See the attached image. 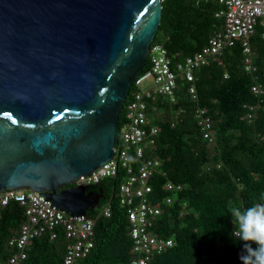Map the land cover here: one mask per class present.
<instances>
[{
  "label": "trees",
  "instance_id": "16d2710c",
  "mask_svg": "<svg viewBox=\"0 0 264 264\" xmlns=\"http://www.w3.org/2000/svg\"><path fill=\"white\" fill-rule=\"evenodd\" d=\"M220 9L217 0H163L152 44H162L173 64L181 62L222 28L223 20L215 17ZM250 44L255 77L264 89L263 26L255 27ZM241 65L240 46L227 48L218 60L194 71L196 102L181 80L177 81L175 104L163 98L148 102V116L159 134L146 156L160 162L150 179L149 198L163 211L153 230L158 237L173 241L150 264H244L245 256L248 264L252 262L246 245H256L233 237L239 223L232 209L243 211L264 204V94L253 95L252 77ZM148 68L146 59L143 71ZM249 107H257L251 122L244 119ZM196 108H205L214 122L213 143L202 138L194 119ZM123 115L124 107L117 122L116 146ZM126 176L119 168L114 178L87 187L94 193L102 191L103 197L98 208L86 211V217L95 222L94 247L80 264H128L131 259L127 214L117 197ZM167 182L180 185L181 190L166 191ZM168 197L172 203L165 206ZM106 204L109 217L101 214ZM23 220V209L17 203L0 209V264L9 255L6 240L16 234ZM65 245L61 232L54 240L48 235L34 239L23 264H63Z\"/></svg>",
  "mask_w": 264,
  "mask_h": 264
},
{
  "label": "water",
  "instance_id": "95a60500",
  "mask_svg": "<svg viewBox=\"0 0 264 264\" xmlns=\"http://www.w3.org/2000/svg\"><path fill=\"white\" fill-rule=\"evenodd\" d=\"M162 1L0 0V192L76 217L99 207L102 191L69 186L113 158Z\"/></svg>",
  "mask_w": 264,
  "mask_h": 264
},
{
  "label": "built area",
  "instance_id": "2783aa9c",
  "mask_svg": "<svg viewBox=\"0 0 264 264\" xmlns=\"http://www.w3.org/2000/svg\"><path fill=\"white\" fill-rule=\"evenodd\" d=\"M206 1V0H205ZM221 9L215 14L223 20L222 28L215 32L199 51L173 64L162 44H151L147 59L149 68L135 78L133 91L123 104L124 115L119 130V145L114 147L113 158L92 173L80 176L69 187L94 185L103 179L114 178L122 168L126 178L119 185L117 197L119 205L126 211L128 235L131 239V259L128 264H150L173 245L172 239L158 237L154 224L162 214V208L150 200L153 177L160 162L146 156V151L154 148L159 128L152 124L148 116V102L163 98L169 104H175L177 81L188 84L187 94L193 102L197 101L194 71L218 60L227 48L239 45L242 53V70L252 77L251 92L259 97L264 94L263 87L257 82L256 66L253 63V51L250 39L255 27H264V0H217ZM150 79L152 86L139 87ZM131 85V86H132ZM125 105V106H124ZM257 107H249L244 119L254 120ZM194 119L202 138L209 143L215 139L214 122L205 108H196ZM173 126V123H172ZM135 162L137 163L135 165ZM166 191L178 192L180 185L167 182ZM17 203L23 209L24 220L16 234L6 240L9 250L3 264H23L34 239L48 235L50 240L61 232L66 242L63 264H80L94 247V220L86 216H70L56 207L50 206L51 200L30 190H4L0 192V209L10 203ZM165 206L172 203L170 197L164 200ZM101 214L110 216V207L106 204ZM235 239L243 240L240 227L233 230ZM244 241V240H243ZM255 244L254 242H252ZM256 245V244H255Z\"/></svg>",
  "mask_w": 264,
  "mask_h": 264
},
{
  "label": "clouds",
  "instance_id": "9594fccd",
  "mask_svg": "<svg viewBox=\"0 0 264 264\" xmlns=\"http://www.w3.org/2000/svg\"><path fill=\"white\" fill-rule=\"evenodd\" d=\"M232 214L236 217L240 227V236L244 241L254 242L246 245L251 250V264H264V204L249 207L243 211L238 208L232 209ZM244 264H248L249 258L242 257Z\"/></svg>",
  "mask_w": 264,
  "mask_h": 264
},
{
  "label": "rangeland",
  "instance_id": "374dc122",
  "mask_svg": "<svg viewBox=\"0 0 264 264\" xmlns=\"http://www.w3.org/2000/svg\"><path fill=\"white\" fill-rule=\"evenodd\" d=\"M152 86V82L150 79L146 80L145 82L142 83V85L139 87L140 89H145L147 87ZM133 91V89L131 90V92Z\"/></svg>",
  "mask_w": 264,
  "mask_h": 264
}]
</instances>
